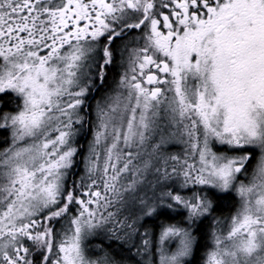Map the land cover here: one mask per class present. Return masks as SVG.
<instances>
[{
  "label": "snow or ice",
  "instance_id": "1",
  "mask_svg": "<svg viewBox=\"0 0 264 264\" xmlns=\"http://www.w3.org/2000/svg\"><path fill=\"white\" fill-rule=\"evenodd\" d=\"M0 264H264V0H0Z\"/></svg>",
  "mask_w": 264,
  "mask_h": 264
}]
</instances>
